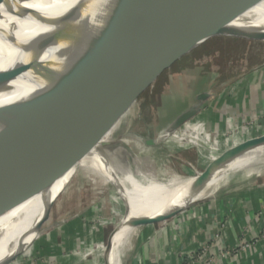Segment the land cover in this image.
<instances>
[{
  "label": "water",
  "instance_id": "1",
  "mask_svg": "<svg viewBox=\"0 0 264 264\" xmlns=\"http://www.w3.org/2000/svg\"><path fill=\"white\" fill-rule=\"evenodd\" d=\"M3 1L0 0V5ZM256 1L77 0V7L95 22V30L88 36L63 41L34 37L23 41L9 39L17 53L11 64L0 70V95L10 96V84L14 81L20 82L28 92L0 103V120L19 126L56 124L106 100L130 81L148 84L152 76L156 81L159 73L169 69L177 58L209 38L222 35ZM145 86L126 100L122 97L123 102L109 120L111 125L128 111ZM203 98L200 95L198 100ZM198 110L194 106L181 113L166 128L167 132L180 128ZM260 146H264V135L231 147L219 156L215 165ZM210 167L204 175L208 176ZM31 168L32 162L28 159L23 174L27 176ZM19 185L17 178L0 185V198ZM187 208L156 218H143L140 222L135 220L132 225L161 222ZM107 247H112L109 240Z\"/></svg>",
  "mask_w": 264,
  "mask_h": 264
},
{
  "label": "rangeland",
  "instance_id": "2",
  "mask_svg": "<svg viewBox=\"0 0 264 264\" xmlns=\"http://www.w3.org/2000/svg\"><path fill=\"white\" fill-rule=\"evenodd\" d=\"M258 25L262 27L264 31V21L259 22ZM233 27L234 25L232 23L231 26L229 25L227 29L223 31L222 35H216L204 41L199 46L177 58L169 69L159 73L151 88H145L137 94L132 106L123 114L126 115L119 124V130L113 135L110 143L106 146L105 150L108 152L119 151L117 155L109 156V158L118 165L125 164L131 172H136L135 168L138 166L136 165V158L139 157L141 148L150 146L159 150V153L161 152L163 156L160 159L158 158L160 168L156 160L157 157L153 158V161L149 159L145 161L143 157L140 159V161L142 160V165L144 163V167L150 169L151 172L149 173L151 177L147 176L146 178V175H144L142 179L156 196L167 192L178 180V176L183 178L196 177L197 174H202L209 167V165L198 166L199 171L195 169L198 171L195 173L194 169L191 167L196 164V161L198 163L200 159L196 148L188 147L196 151L195 153L198 158H195L193 161L189 152L186 149L184 150L186 147L183 148L186 140H166L168 137L171 138V136H173V132H167V127H165L167 125L164 124L169 122L186 103V101L179 97L181 94L180 90H186V86L189 85V82L195 81L196 79H198V83H203L206 78H211L213 83H223L224 80L232 82L239 76L249 75L258 69H264V40L260 42L250 40L246 38L247 34L244 31L245 28L238 29ZM33 37L37 39L53 38L59 41L62 40L59 38L60 36H53L50 31L39 32V30L34 29H23L19 37L14 40L23 41ZM0 41H3V39ZM1 44L3 45V42H1ZM7 51L8 50L4 51L0 46V69H4L10 65L14 58L10 57V60H8ZM169 79H177L181 84L172 86L173 88L171 87L169 89ZM185 79L188 81H185ZM183 80L185 81L184 84L181 82ZM13 84L14 87H11V95L7 97L5 96L6 94L0 95V97H6L1 98L0 103L14 100L28 92L22 87L20 82L14 81ZM190 122L191 121H189V123ZM56 125L57 124H32L29 126H19L0 120V143H13L22 141L26 138L46 136ZM242 126L246 128V131H243L246 133L250 132L249 137L257 133L260 128V124H258L254 118H250L243 123ZM184 127L185 129L187 128V126ZM183 128L181 127L175 131L177 132L175 139L177 135L179 136V132ZM195 128H201V126L198 125V127ZM206 131L209 133V136L206 135V137L210 142L221 141L230 135L224 134V137H222L217 129L213 131L206 129ZM229 131L230 129H228V132ZM203 134L205 135V133ZM164 135L167 136L162 137ZM232 141H229V145L232 144ZM149 142L150 145H146V143ZM172 143L175 144V147ZM150 150H152V148H150ZM148 153L149 152H145L144 155ZM175 158H179L181 162L179 163ZM8 163V153L0 149V170L5 169ZM257 164L252 165L247 170L253 167L260 168ZM261 165L264 166V160L260 162L259 166ZM216 174L218 173L209 175L215 176ZM88 178V176L81 172L76 174L67 185L63 194H61L51 206L48 218L40 224L38 235L33 242L24 249V252L13 255L7 264H28L33 261L32 257H36V255L32 257L29 255L31 245L55 243L57 240L56 237H58L57 241H59L57 245H60L58 248L61 247V252H56V256L58 254H63L65 256L72 253L76 255V258L82 255L86 261L95 257L96 262L100 264L98 247L108 245L109 236L113 232L114 227L118 224L119 218L126 208L123 198L130 200L131 196L136 194H134V190H124L122 194H116L111 185L93 184ZM151 179H154V183L155 181L161 183L156 190H152L153 188L150 186ZM247 180L249 182H252V180H261L264 182V175L261 178L250 177L249 179L238 178L236 175L229 176L219 184L212 195H219L221 190L225 188V190L233 195L236 193L235 191L238 190V186L236 185L237 181L244 183ZM202 203H206V201H201L198 205ZM127 205H129L128 202ZM148 207L149 206L143 200L139 205L137 221ZM254 219L258 225L257 231H264V219L262 214H256ZM140 229L141 228H138L137 232L130 238L128 244L130 249L124 255L122 264H128L132 256L135 255V245L139 237ZM126 230L127 229H125V232ZM130 230L131 228L128 227L126 232L127 235ZM258 233L254 242H257L258 239L261 238L260 233ZM124 236L125 235L120 238L121 240L119 239V251L125 242L124 240L122 243ZM241 239L242 237H240V240L237 242L239 245H247L250 247L253 244V242H242ZM184 256L183 262L187 260L188 262L196 261L203 262L204 264V261L210 259L206 257L207 248L205 245L202 246V249L193 250V252L186 253ZM41 260H45V258L41 257Z\"/></svg>",
  "mask_w": 264,
  "mask_h": 264
},
{
  "label": "crops",
  "instance_id": "3",
  "mask_svg": "<svg viewBox=\"0 0 264 264\" xmlns=\"http://www.w3.org/2000/svg\"><path fill=\"white\" fill-rule=\"evenodd\" d=\"M172 80H168L169 89L174 85L181 84L177 79L176 81H174L175 79ZM197 80H195L196 82L194 80L190 81L189 85L186 86V90H180L181 94L179 97L186 101V103L167 122L168 124L166 122L164 124L167 125L165 127H169L184 111L194 106L199 108L196 116L189 120L191 122L187 121L181 126L182 128L187 126V128L181 129L176 139L175 135L177 132L175 131L179 128L173 131L171 138L168 137L166 139L186 140L183 148L186 147L184 150L186 149L189 152L193 161L195 158H198L195 153L197 151L200 159L198 163L196 161L194 166H190L194 169L195 173L199 171L198 166H211L217 162L219 156L231 147L248 139L264 135V69H258L249 75L239 76L232 82L224 80L223 83H213L211 78H206L203 83H198ZM185 81L188 80L185 79ZM185 81L181 82L184 84ZM200 95H204L202 100H198ZM250 118L256 119L257 123L260 124L257 133L251 137H249L250 132L246 133L242 129V124ZM194 125L195 127L200 125L201 128H195ZM206 129L209 131L217 129L222 137H224V134L230 135L221 141L210 142L206 137V135L209 136ZM228 129H230L229 132ZM229 141H232L231 145H229ZM172 144L175 147V144ZM188 147H194L196 151ZM140 150L149 152L143 156L145 161H148V159L153 161V158L157 157L156 160L158 162V158L163 157L162 153H159V150L150 146L143 147ZM175 159L179 163L181 162L179 158ZM263 160L264 149L254 156L240 160L235 158L231 164L220 165L214 173H218L216 174L218 176L230 170L242 172L257 163V166L261 168L264 167L262 165L259 166ZM135 169L136 172L128 173L112 186L116 194H122L124 190H134V194L136 195L131 196L130 200L123 198L124 201H122L126 204V208L109 236V241L112 244L111 249L108 248L109 246L98 247L100 264H105V261L107 264L123 263L119 262V256L127 240L125 237L128 227L131 229L134 227L132 223L137 219L139 205L143 200L147 204L149 197L159 198L167 193L164 192L157 197L148 188L142 178L144 175H146V178L147 176H151L149 174L151 172L150 169L144 167V163L142 165V162H140ZM251 169H254V167ZM256 169L259 168L255 167ZM262 176H255V178H261ZM236 185L238 186V190L233 195L225 190L226 188L221 190L220 194L216 196L212 195L216 189L204 191L202 188H195L181 191L165 199V206L152 213L149 218L153 214H161L169 207L182 203L199 200H204L206 203L193 205L167 220L143 225L139 231V237L135 245V255L132 256L128 264H203V262H188L187 260L183 262V258H185L184 255L186 253L200 250L204 245L207 248L206 257L210 258L204 261V264H264V241L259 240L254 242L259 232V230L257 231L258 225L254 217L256 214L261 213L264 219V182L261 180H252V182L247 180L244 183L237 181ZM209 196L211 197L208 198ZM127 202L129 205H127ZM125 229H127L126 232ZM19 232L0 230V238H5ZM123 235L125 236L122 243L124 240L125 242L119 251L120 238ZM240 237H242V242H253V244L250 247L239 245L237 242L240 240ZM56 239L58 240V237ZM57 240L55 243L31 245L29 255L30 257L36 255V257H32L33 261L28 264H99L96 262L95 257L86 261L82 255V257L79 256L81 258L78 256L76 258V255L72 253L65 256L63 254L56 256V252H61V247L58 248L60 245H57V242H59ZM24 249L18 253L24 252ZM41 257H44L45 260H41ZM6 261L7 255L0 257V264Z\"/></svg>",
  "mask_w": 264,
  "mask_h": 264
},
{
  "label": "bare ground",
  "instance_id": "4",
  "mask_svg": "<svg viewBox=\"0 0 264 264\" xmlns=\"http://www.w3.org/2000/svg\"><path fill=\"white\" fill-rule=\"evenodd\" d=\"M76 1L4 0L0 5V40L3 39V41H0V46L4 51L8 50V60L16 55L17 48L10 41L5 40L19 37L23 29H34L39 30V32L50 31L53 36H60L61 41L82 38L91 34L95 30V22L77 7ZM31 11H38L40 14L34 16ZM261 21H264V0H257L232 23L233 28H245L246 38L260 42L264 40L263 28L258 25ZM1 42H3V45ZM150 79L148 84H146L147 82L130 81L118 92L99 104L67 118L63 122L56 123V127L46 136L26 138L13 143H0V149L8 153L9 162L5 169L0 170V185L11 183L15 178L20 179L18 188L0 198V230L20 231L17 234L0 238V257L7 255V261L3 264H7L14 254L33 242L38 235L39 224L44 218H48V210L63 194L67 185L78 172L88 176L93 184L99 183L111 186L131 172L125 164L118 165L109 158V156L117 155L118 150L114 152L105 150L113 135L119 130V124L126 114L123 115L122 113L123 116L121 115L122 117L120 116L121 118L115 121L116 124L111 125L109 120L114 117L116 107L121 105L123 100H126L130 94L145 85L146 88H151L155 81H153V76ZM10 85L14 87L13 83ZM6 97L2 96L0 99ZM104 126H107L106 130L103 129ZM243 130L246 131V128L244 127ZM263 149L264 146H260L246 154L236 155L222 165L231 164L235 158L240 160L254 156ZM145 152L140 150L139 157L136 158V165L140 164L142 161L140 159ZM28 159L32 162V168L31 172L25 176L23 171L26 168ZM215 163L211 167L209 166L208 176L203 173L188 178L178 176V180L168 189L165 195L163 194L159 198L149 197L147 199L149 207L138 221L149 218L152 213L162 209L166 204L165 199L181 191L195 188L211 191L216 189L227 177L233 175L245 179L264 175V167L242 172L230 170L218 176L209 175L217 170L218 166ZM153 180H150V186L153 190H156L161 183L157 181L154 183ZM201 201L204 200L172 206L161 214H153L150 218L164 216L176 210H183ZM143 225L141 223L140 226L131 229L122 247L119 262L123 261L124 255L130 249L128 247L130 238Z\"/></svg>",
  "mask_w": 264,
  "mask_h": 264
},
{
  "label": "built area",
  "instance_id": "5",
  "mask_svg": "<svg viewBox=\"0 0 264 264\" xmlns=\"http://www.w3.org/2000/svg\"><path fill=\"white\" fill-rule=\"evenodd\" d=\"M259 233H260V235H261V238L258 239V241H259V240H264V231H261V232H259Z\"/></svg>",
  "mask_w": 264,
  "mask_h": 264
}]
</instances>
